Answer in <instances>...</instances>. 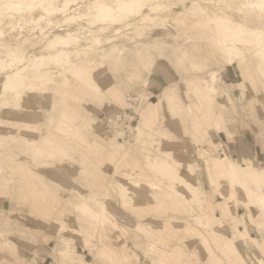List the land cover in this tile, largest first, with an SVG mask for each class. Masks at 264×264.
Returning <instances> with one entry per match:
<instances>
[{
    "label": "rangeland",
    "instance_id": "374dc122",
    "mask_svg": "<svg viewBox=\"0 0 264 264\" xmlns=\"http://www.w3.org/2000/svg\"><path fill=\"white\" fill-rule=\"evenodd\" d=\"M128 1L0 0V264H264L261 0Z\"/></svg>",
    "mask_w": 264,
    "mask_h": 264
},
{
    "label": "bare ground",
    "instance_id": "6f19581e",
    "mask_svg": "<svg viewBox=\"0 0 264 264\" xmlns=\"http://www.w3.org/2000/svg\"><path fill=\"white\" fill-rule=\"evenodd\" d=\"M34 1V0H33ZM41 2H45V0H39ZM16 5V4H14ZM144 5V0H130L122 5H120L119 7V12H121L123 15H134L136 13V11L138 10L137 8H141L142 6ZM248 6H254L256 7L257 9L261 10L264 6V0H261V2H258L256 4H253V3H248L247 4ZM137 7V8H136ZM44 8H47V7H44ZM17 9V8H16ZM104 10H108V8L106 7H97L95 8V13L91 16V19L94 21V22H98V18L101 16V13L104 11ZM75 19V18H73ZM91 24V23H90ZM231 26L232 28L229 30L228 32V36H230L233 40H245V41H252V38H259L257 43L258 45L261 47V51H262V54L264 55V39L256 32V31H252V30H249L247 29L243 24H239V23H234V22H231ZM223 30L226 31V26H224L222 28ZM233 40H230V41H233ZM95 42V41H94ZM93 42V44H94ZM229 42V41H228ZM71 43V37L67 36V37H60L58 35H56L52 40H50L49 42L46 43V46L47 48L52 51L54 53V56L53 58L56 60V59H59V60H63L65 59V56L67 58V49H68V46L69 44ZM92 44V43H91ZM10 52V51H9ZM70 52V51H69ZM22 55V54H21ZM21 55L19 56V54H17L15 52V50H11V53H10V56H14L16 58L17 61L19 60H22L23 58H21ZM29 62H32V63H29L25 68L24 70L26 69H32L34 65L36 64H41L43 63V58H36L35 61L34 59L33 60H29ZM28 63V62H27ZM1 64V63H0ZM45 64V63H44ZM3 66V65H2ZM0 65V71H4V66L2 67ZM37 66V65H36ZM35 66V67H36ZM73 66V65H72ZM44 67V66H43ZM84 67H80V69H83ZM79 69V71H80ZM20 73H23V71H21ZM16 74H19V73H16ZM17 79V84L18 85H23V83L25 82V80H27V77L25 76H21L18 75V76H15ZM35 78V77H33ZM52 78V77H51ZM50 79V78H48ZM52 80V79H51ZM54 80V79H53ZM37 81V80H36ZM49 81V80H47ZM0 83H1V77H0ZM45 83V81H44ZM16 93L18 94V89L19 87H15L14 88ZM13 89V91H14ZM19 96V95H18ZM33 101V100H32ZM162 102V101H161ZM34 103V102H33ZM163 103V102H162ZM37 107V106H36ZM187 107V106H186ZM187 110L190 111L191 113H193L195 116H196V113L193 109V106L192 105H188L187 107ZM200 112H203V108L201 107L200 108ZM192 115V114H191ZM193 120V119H192ZM140 134V131L138 132V135ZM144 136V135H143ZM201 138V137H200ZM212 138V137H211ZM215 137L213 136V139ZM115 141V139H114ZM113 141V142H114ZM140 140H138L139 142ZM137 142V144H138ZM213 143V140L210 142V144ZM140 145V144H138ZM201 149V148H200ZM52 152L53 151H56V150H51ZM206 151V150H205ZM114 153V152H113ZM106 155V154H105ZM116 156V155H115ZM109 157V156H108ZM225 157V156H224ZM185 159L187 160L188 159V156L185 157ZM208 160V159H207ZM226 160L228 162H231V160L229 158L226 157ZM151 161V160H150ZM206 161V160H205ZM227 162V163H228ZM156 163V161H155ZM119 164V163H118ZM240 164V163H239ZM116 165V164H115ZM154 165V164H153ZM181 167H182V172L183 174H180V172H177L176 169H169L167 167H164V168H161V167H157L156 169H158V173L159 174H162L164 172H167L168 170H171L172 173L174 174V176L180 180V182L186 186H191V182L189 180V177L188 175H191L193 174V169L187 165V164H184V163H181L180 164ZM157 166V165H156ZM149 167V166H148ZM194 167V165H193ZM249 167V166H248ZM151 169V167H150ZM231 169V168H230ZM229 169V170H230ZM165 170V171H164ZM233 171V170H232ZM231 173V172H230ZM180 174V175H179ZM239 175V174H238ZM230 176V175H229ZM231 177V176H230ZM234 179L237 178L235 176H233ZM163 178V177H162ZM232 178V177H231ZM228 180V179H227ZM159 184V183H158ZM145 186H142L141 183L137 182V183H133L132 186H124L126 191H129V193L131 192V194L133 196H136V197H139L138 194L142 193L141 195H143L144 198H149L151 199L152 197L150 196V192L151 191H154V190H157L158 192L156 193L158 196H161L162 197V193L164 192V189H162L159 185H157L156 183L154 182H147L144 184ZM142 187V188H138V187ZM196 189V188H195ZM171 192H173L174 194L178 195L180 198H185L184 194H181V192H179L176 188H173L171 189ZM264 206V204H263ZM73 223V222H72ZM238 240H242V238L238 239Z\"/></svg>",
    "mask_w": 264,
    "mask_h": 264
},
{
    "label": "snow or ice",
    "instance_id": "6c2138e0",
    "mask_svg": "<svg viewBox=\"0 0 264 264\" xmlns=\"http://www.w3.org/2000/svg\"><path fill=\"white\" fill-rule=\"evenodd\" d=\"M262 6H264V5H262Z\"/></svg>",
    "mask_w": 264,
    "mask_h": 264
}]
</instances>
